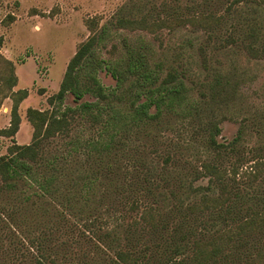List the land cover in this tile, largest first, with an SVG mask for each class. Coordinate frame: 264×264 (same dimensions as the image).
<instances>
[{
    "label": "rangeland",
    "instance_id": "obj_1",
    "mask_svg": "<svg viewBox=\"0 0 264 264\" xmlns=\"http://www.w3.org/2000/svg\"><path fill=\"white\" fill-rule=\"evenodd\" d=\"M207 13L221 17L216 26L211 25L214 29L209 28L212 22H184L153 31H132L110 24L118 14L169 18L175 14L200 17ZM256 23L263 26L258 41L263 45L264 4L254 0H0V54L14 64L17 84L13 89L29 91L19 105L21 123L17 133L12 137L0 134V156L13 142H31L33 128L25 115L27 107H49L47 97L58 90L78 45L104 24L110 26V35L98 47L101 57L122 58L124 43L145 52L162 77L175 71L183 78L186 100L193 111L192 116L184 117L165 110L159 122L136 126L116 138L117 144L123 147L124 141L125 146L117 151L112 172L104 179L105 186L98 187L94 195L91 193L97 202L92 201L96 211L90 216L89 212L76 214L64 207L59 195L57 199L42 196L37 184L29 179L20 181L17 189L1 192L0 264H110L118 249L129 247L123 228L138 219L140 211H130L128 205L114 207L109 200H102L100 194L104 191L115 195L110 181L131 180L134 167L130 158L134 156L145 157L159 168L164 166L163 157L171 156L165 165L172 175L171 184L158 189L166 194L165 200L158 203L163 208L164 204L185 206L198 203L204 196L222 194L210 182L203 163L216 164L224 171L232 192L239 191L247 200L243 209L254 204L256 194L264 199V164H259L264 163V55L254 56L247 50L249 42L258 45L248 35ZM5 74L0 60V79ZM217 74L221 75V85L213 86ZM98 77L106 88L116 84L105 69L98 72ZM119 97L114 102L127 109L128 90H122ZM93 100L95 97L88 93L76 100L68 92L64 104L74 107ZM10 107L11 99L3 98L0 129L9 124ZM105 116L103 113L102 117ZM69 120V133L45 144L51 153L64 156L59 166L63 170L57 172L55 181L61 192H68L67 187L78 171H86L87 153L81 143L99 138L102 128V123L78 113ZM213 123L220 129L215 136L221 144L219 151L205 144V135ZM102 139H107L106 132ZM234 139L235 143H231ZM121 191L122 195L127 193L125 189ZM79 203L82 202L76 203L75 208ZM92 219L95 220L91 224ZM200 222L194 225L203 231ZM211 228L208 225L207 232ZM115 231L118 241L104 236L105 232L110 236ZM141 247L142 244L134 249Z\"/></svg>",
    "mask_w": 264,
    "mask_h": 264
},
{
    "label": "trees",
    "instance_id": "obj_2",
    "mask_svg": "<svg viewBox=\"0 0 264 264\" xmlns=\"http://www.w3.org/2000/svg\"><path fill=\"white\" fill-rule=\"evenodd\" d=\"M254 1L256 4H264V0ZM220 20V16L211 13L201 14L200 17L175 14L169 18L118 14L110 24L132 31H153L162 26L171 27L184 22H212L210 28L212 24L216 26ZM211 28L214 29L213 26ZM250 28L252 30L248 35L252 41H260L259 32L263 26L256 23V26ZM109 29L108 24L102 25L78 45L67 63L58 90L47 97L48 108L27 107L25 115L33 128L31 142H13L7 147V152L0 156V193L17 189L20 181L29 179L37 184L42 196L57 199L59 195L60 203L64 207L75 211L76 214L89 212L87 215L90 216L96 211H93L94 206H91V203L93 200L97 202L91 193L94 195L98 187L105 186L104 179L109 178L108 174L112 172L111 167L116 160L117 151L125 146L124 141L121 142L123 147L117 144L119 140L116 138L121 133H128L129 129L136 126L159 122L165 110L184 117L192 116L193 111L186 100V85L175 71H168L162 77L156 64H150L145 52L131 49L126 43L122 58L105 59L99 55L98 47L105 43L110 35ZM247 50L254 56L264 55V44L249 42ZM200 52L203 55L202 46ZM0 60L6 71L5 76L0 79V93L4 90L3 95L0 94V105L3 98L11 99L10 121L7 127L0 129V134L12 137L19 130L21 122L19 105L28 96L29 91L27 88L13 89L17 84L14 64L1 54ZM204 60L203 56V62ZM102 69L115 79L114 87L103 86L98 77V72ZM127 81L129 85L126 87ZM220 85L221 75L217 74L213 86ZM125 88L129 92L130 102L127 109H122L114 100L120 98L119 94ZM68 92L76 100H80L87 93L94 96L95 100L84 101L74 107L65 106ZM75 113L90 116L102 123V128L98 132L99 138L81 143L87 153L86 163L89 166L86 171H78L76 178L67 187L68 192H61L55 186V181L57 172L63 170V167L59 166L62 165L61 159L64 156L51 153L45 144L55 137L69 133V118ZM103 113H106L105 117H102ZM99 118L102 120L99 121ZM219 131L218 125L213 123L205 135V144L216 151H219L221 146L215 139ZM105 132L107 139L104 140L102 136ZM233 141L231 143L236 140ZM73 149L75 150V147ZM170 157L166 154L163 157L164 166L159 168L145 157L134 156L130 158L134 164V170L129 172L132 175L131 180L110 181V186H114L116 191L115 195L101 191L100 198L109 200L114 207L121 205L125 208L128 205L130 211H140L139 218L123 228L130 242L129 247L118 249L110 264H264L262 195L256 194L253 197L254 204L243 209L247 200H243L239 191L232 192L229 183L224 179V171L216 164L203 163V169L210 176V182L217 185L222 194L204 196L198 203L185 206L179 203L165 207L164 204L163 208L158 203L165 200L166 194H162L163 191L158 189L168 188L171 184L172 175L165 166L171 160ZM117 168L120 170V167ZM123 189L127 192L125 195H122ZM78 202L82 203L75 208ZM204 211L207 213L204 214ZM95 219L89 223L92 224ZM198 221H202L200 223L204 226L203 231H198L194 225ZM138 224L141 226L132 228ZM208 225L213 226L209 232ZM104 236L110 241L119 240L117 231L110 236L109 232H105ZM140 244L143 245L141 250H135V246ZM41 256L44 257L43 254Z\"/></svg>",
    "mask_w": 264,
    "mask_h": 264
},
{
    "label": "crops",
    "instance_id": "obj_3",
    "mask_svg": "<svg viewBox=\"0 0 264 264\" xmlns=\"http://www.w3.org/2000/svg\"><path fill=\"white\" fill-rule=\"evenodd\" d=\"M29 107H31V106H29ZM34 108H36V107H34ZM38 109H42V108H38ZM21 123V122H20ZM19 144H21V143H19Z\"/></svg>",
    "mask_w": 264,
    "mask_h": 264
}]
</instances>
